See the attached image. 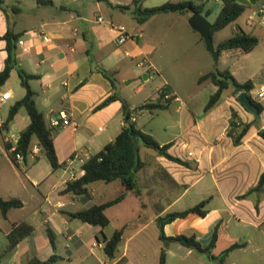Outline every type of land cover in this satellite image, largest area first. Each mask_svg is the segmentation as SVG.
I'll use <instances>...</instances> for the list:
<instances>
[{
  "label": "crops",
  "instance_id": "0c3cea01",
  "mask_svg": "<svg viewBox=\"0 0 264 264\" xmlns=\"http://www.w3.org/2000/svg\"><path fill=\"white\" fill-rule=\"evenodd\" d=\"M145 1L143 8H147ZM208 1L204 0L205 11L213 9ZM110 2L113 7L97 0H4V8H0V72L8 59L7 42L2 37L11 31L29 47L25 52L16 42L17 67L11 76L14 72L19 75L18 69L35 75L29 84L37 108L49 128L55 119L62 125L54 129L59 168L52 167L36 138L32 148L38 151L31 150L27 160H14L9 147L31 119L26 108L21 107L8 123L10 109L26 95L20 77L15 91L9 88L8 81L2 87L0 97L8 93L9 98L0 103V196L19 199L22 206L11 209L7 218L0 211V240L4 243L0 253L8 247V235L14 225L27 223L33 232L1 264H30L34 259L44 264H159L163 249L167 251L166 264H216V257L234 244L242 246L221 264H264V188L255 190L264 172V139L257 125L252 124L255 116L239 103V94H234L232 86L223 92L216 106L205 112L208 99L218 89L211 80L199 83V78L215 66L206 55L196 90L181 95L170 83L165 84L172 97L169 106L140 108L132 118L161 146L170 145L169 154L187 162V166L139 142V154L145 163L137 173L139 193L127 190L119 180L93 182L88 186V195L66 192L68 184L84 174L83 163L114 141L124 126L120 100L101 109L97 106L117 94L132 111H137L127 87L147 75L136 89V95H140L153 74L159 73L151 60L154 47L145 40V26L153 17L139 24L134 6L125 11L117 7L130 6L132 0ZM259 2L245 5L244 13L231 23L229 37L216 38V33L212 36L215 46L238 31L259 39L251 52L223 51L218 63L221 71L229 70L238 82L251 81L254 99L264 89V3L258 6ZM213 13L202 14L214 23L218 16L211 21ZM191 15L185 16L189 19ZM99 18L104 21L99 22ZM121 30L131 38L123 41ZM43 33L50 36V42L43 41ZM100 69L109 73L114 85ZM161 88L156 89L155 100L145 101L142 107L149 102L165 103ZM200 95L202 98L196 100ZM262 105L259 125L264 130ZM233 112L236 121L252 124L238 145L228 135ZM63 114L70 125L63 126ZM147 114L150 122L139 127V119ZM123 193L126 197L121 202L106 209L110 224L105 229L70 216ZM203 201H207L205 216L192 213L178 218L165 225L164 232L167 237L195 236L207 247L217 230L218 240L211 256L160 239L159 217ZM48 228L54 235V244ZM116 231H122V240L115 256L109 257L103 237L110 238ZM53 257L57 258L51 261Z\"/></svg>",
  "mask_w": 264,
  "mask_h": 264
},
{
  "label": "trees",
  "instance_id": "16d2710c",
  "mask_svg": "<svg viewBox=\"0 0 264 264\" xmlns=\"http://www.w3.org/2000/svg\"><path fill=\"white\" fill-rule=\"evenodd\" d=\"M97 1L113 7L110 0ZM142 3L143 0H132V4L130 6L117 7L122 10H127L130 9L131 6H134V15L139 24H144L152 16L157 14L179 13L181 15H187L193 13H205L206 16H210L212 13V10L210 9L205 11L206 4L204 0H200L199 2L195 0L168 2L153 8H143ZM222 3V9L213 23V29L211 31L212 36L215 32L224 29L229 24L236 21L246 9V6L239 3L238 0H222ZM3 6L4 0H0V8H4ZM18 38L19 36L13 34L11 31H8V33L2 37V39L6 40L7 42L8 59L4 70L0 72V92L2 87L10 79L12 70L17 67L15 52ZM258 43L259 39L256 36L246 34L244 31H238L231 38L220 42L216 48L220 54L225 50L234 49H240L242 52L248 53L251 52L258 45ZM99 72L108 78L114 85V79L111 78L107 71L100 69ZM18 73L21 79V84L26 89V95L10 109L8 123L13 121L21 107L26 108L31 119L29 126L20 135L18 151L21 152L24 159L27 160L32 150L33 139L36 138L39 142L42 152L49 159L52 167L57 169L61 166V164L59 162L54 145V136L56 131L47 126L44 114L37 108L34 99L35 94L29 84V81L36 78V76L27 74L21 69H18ZM207 80H211V82H213L218 89L210 97L205 107V112L209 111L219 103L223 92L230 86L234 88L235 95H238L241 92H246L251 101L259 108L260 113L263 111V105L255 100L251 95V91L253 89V83L251 81L240 83L230 73L229 70L221 71L217 67L215 71L201 76L199 78V83L201 84ZM159 92L165 103H162L161 101L156 103L149 102L141 108L155 110L168 107L169 103L171 102V98L166 99L165 97L171 93L170 88L168 86H163ZM115 100H120L123 104L124 126L121 132L114 141L107 144L100 152L94 154L83 163L82 168L84 170V174L78 179L70 182L66 188V192L72 191L77 195H88V186L93 182L104 181L110 183L119 180L127 190H135L136 193H139L137 173L145 166V163L142 161L139 154V142L143 143L149 148L155 149L160 155L168 158L169 160L182 165H188L187 162L169 154L168 149L170 145L161 146L152 135L142 131L137 127L136 123L132 120L134 112L137 111H132L127 101L119 95L112 94L108 96L97 106L96 109L104 108ZM236 119L237 115L233 112L232 118L230 120L228 135L232 137L234 144L238 145L241 143L242 138L247 133L252 124L257 125L259 128V134L264 139V130L260 128L259 123L256 124V122H254L252 124H246L241 121H236ZM11 157L14 159L13 155H11ZM263 188L264 172L261 175L255 190L262 191ZM125 197L126 193H123L114 200L100 205H94L86 210L72 213L70 216L81 220L84 223H88L93 226H99L102 229H105L110 224V220L105 214L106 209L118 204ZM206 204L207 201H203L187 210L173 212L167 214L166 216L159 217L158 224L160 229V239L166 244L169 242H178L186 247L194 249L199 253L211 256L218 240L217 230L214 232L213 238L207 247H203L195 236L176 235L173 237H167L164 232L165 225L174 222L178 218H185L192 213L205 216L207 213L204 211ZM21 206L22 202L19 199L6 200L0 196V211L4 218H7V214L11 209L19 208ZM32 232L33 227L27 223L22 222L20 224L14 225V228L8 235L9 245L2 253H0V264L2 263L4 257H6L7 254H9L24 238L29 236ZM47 232L52 244H54V235L51 229L48 228ZM103 240L105 243V253L109 257H114L116 250L118 249V246L122 240V231H116L110 238L103 237ZM241 246V244H234L230 246L224 250L220 256L216 257V259L223 263L233 250ZM166 254V249H163L161 251L159 264H166ZM56 258L57 257H53L51 261L56 260ZM30 264L44 263L34 259L30 261Z\"/></svg>",
  "mask_w": 264,
  "mask_h": 264
},
{
  "label": "rangeland",
  "instance_id": "374dc122",
  "mask_svg": "<svg viewBox=\"0 0 264 264\" xmlns=\"http://www.w3.org/2000/svg\"><path fill=\"white\" fill-rule=\"evenodd\" d=\"M178 1L183 0H146L145 6L147 8H153L168 2ZM195 1L199 2L200 0ZM263 3L264 0H260L258 6ZM207 4L211 9L213 8L212 12L214 11V13L210 17V20L214 21L216 16L219 15L223 3L210 0ZM152 17L145 26V40H148V42L154 47L151 60L155 64L159 73L153 74L154 76L152 80L147 84L146 91L140 95H136V89L140 83H143L142 79L144 78V75L139 79V83H133L127 87L126 92L129 96L133 97L132 103L135 104L137 113H139V109L145 101L148 102L155 100L156 89L161 88L165 84L170 83L181 95H186L187 93L196 90L199 74L204 69V55L214 63L211 54L206 50L204 40H202L198 32L190 27L185 15L182 16L179 13H169L157 14ZM232 25L233 24L226 29L215 32V37H229L232 31ZM198 39H201V45H198ZM146 66L148 65L146 64ZM217 68L220 69L221 66H217ZM215 70L216 67L214 66L213 71ZM18 77L19 75L14 72L8 80L9 88L13 91L18 87ZM119 88L121 89L120 85ZM200 98H202L201 95L196 97V100ZM148 115L149 114L142 116L139 119V127L147 126L151 120ZM2 158L5 159V157ZM2 235L3 234L0 232V237H3ZM2 244L4 243L0 240V245ZM151 260L152 258L148 259L149 263H151ZM214 262L216 264H221L219 260Z\"/></svg>",
  "mask_w": 264,
  "mask_h": 264
},
{
  "label": "water",
  "instance_id": "95a60500",
  "mask_svg": "<svg viewBox=\"0 0 264 264\" xmlns=\"http://www.w3.org/2000/svg\"><path fill=\"white\" fill-rule=\"evenodd\" d=\"M239 3L251 6L255 5L258 0H238ZM188 23L190 27L198 32L200 36L203 38L205 42V46L207 51L211 54L214 65L217 67L219 63L220 53L217 50L213 37L211 35V31L213 29V23H211L208 18L203 15L202 13H193L190 18L188 19ZM144 78H148L145 75ZM239 103L243 105L249 112H251L255 116L256 123H260V110L256 104H254L251 99L249 98L246 92H241L237 97ZM214 258V257H212Z\"/></svg>",
  "mask_w": 264,
  "mask_h": 264
},
{
  "label": "built area",
  "instance_id": "2783aa9c",
  "mask_svg": "<svg viewBox=\"0 0 264 264\" xmlns=\"http://www.w3.org/2000/svg\"><path fill=\"white\" fill-rule=\"evenodd\" d=\"M98 20H99V22H103L104 21L103 18H99ZM121 37H122L123 41L128 40V39L131 38L130 35L126 34V32L124 30H121ZM42 39L45 42H50L51 41V38H50V36L47 33H43L42 34ZM18 43H19V45L23 46V50L25 52L29 51V47H27V45H26L24 40H19ZM8 98H9V94L8 93L2 95L0 97V103L5 102ZM165 98L166 99H170L172 97L170 95H167ZM255 100H257L261 104H264V89H262L260 92L257 93V96H256ZM62 119H64L63 126H67V125L71 124L69 119H68V117L65 114H63ZM61 126H62L61 123L57 119H55V120H53L51 122L50 128L51 129H55V128H60ZM18 143H19V139H14L12 141V145L9 147V152H10L11 155H13V157H14V159L16 161L20 162V161H23L24 157H23L22 153L18 151ZM32 151L33 152H37L38 149L36 147H33ZM70 160L73 161V159H70Z\"/></svg>",
  "mask_w": 264,
  "mask_h": 264
}]
</instances>
